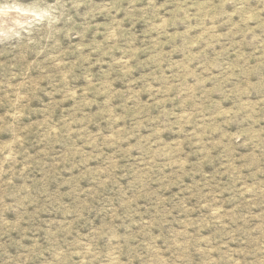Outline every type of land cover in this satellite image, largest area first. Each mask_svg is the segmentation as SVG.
<instances>
[{
	"label": "rangeland",
	"instance_id": "1",
	"mask_svg": "<svg viewBox=\"0 0 264 264\" xmlns=\"http://www.w3.org/2000/svg\"><path fill=\"white\" fill-rule=\"evenodd\" d=\"M0 264H264V0H0Z\"/></svg>",
	"mask_w": 264,
	"mask_h": 264
},
{
	"label": "bare ground",
	"instance_id": "2",
	"mask_svg": "<svg viewBox=\"0 0 264 264\" xmlns=\"http://www.w3.org/2000/svg\"><path fill=\"white\" fill-rule=\"evenodd\" d=\"M13 21V20H12ZM5 24V23H4Z\"/></svg>",
	"mask_w": 264,
	"mask_h": 264
}]
</instances>
